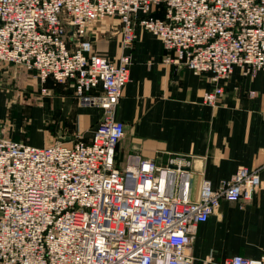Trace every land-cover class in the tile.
I'll return each mask as SVG.
<instances>
[{
  "label": "built area",
  "instance_id": "obj_1",
  "mask_svg": "<svg viewBox=\"0 0 264 264\" xmlns=\"http://www.w3.org/2000/svg\"><path fill=\"white\" fill-rule=\"evenodd\" d=\"M109 16L122 22L124 48L143 26L163 40L167 61L196 73L226 79L235 65L250 75L264 69V0H0V59L43 82L73 80L81 101L103 108L89 140L0 137V264H193L199 223L222 199H250L261 185L259 169L240 165L217 187L203 177L193 198L192 154L158 163L134 151L117 165L125 123L116 111L132 55L114 60L88 36ZM223 93L218 84L204 101ZM222 264H264V254Z\"/></svg>",
  "mask_w": 264,
  "mask_h": 264
},
{
  "label": "crops",
  "instance_id": "obj_2",
  "mask_svg": "<svg viewBox=\"0 0 264 264\" xmlns=\"http://www.w3.org/2000/svg\"><path fill=\"white\" fill-rule=\"evenodd\" d=\"M163 15V11H159ZM122 22L109 16L95 21L88 36L97 52L118 60L132 55L130 80L125 85L116 116L125 135L116 152L117 165L127 155H143L165 163L172 153L192 154V196L198 198L203 177L217 187L240 165L257 168L261 185L250 199H222L219 208L200 222L190 249L193 264H222L233 254H264V69L246 74L235 65L228 78L212 71L196 73L165 59L163 40L138 26L131 48L122 44ZM218 84L224 93L215 103L204 93ZM47 87V90H43ZM254 91V94L251 92ZM103 117V108L81 101L73 80L43 82L24 64L0 59V137L34 145L55 141L89 140ZM37 133L44 139L43 144Z\"/></svg>",
  "mask_w": 264,
  "mask_h": 264
},
{
  "label": "rangeland",
  "instance_id": "obj_3",
  "mask_svg": "<svg viewBox=\"0 0 264 264\" xmlns=\"http://www.w3.org/2000/svg\"><path fill=\"white\" fill-rule=\"evenodd\" d=\"M101 20H102V19H101ZM37 136H38V139H39V140H34V141H32V142L37 143V144H43L45 141H44V139L42 138V136H40L38 133H37Z\"/></svg>",
  "mask_w": 264,
  "mask_h": 264
}]
</instances>
